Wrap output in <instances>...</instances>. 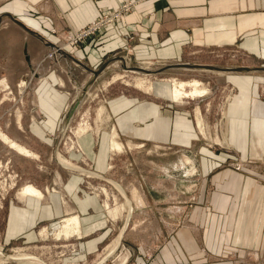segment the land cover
<instances>
[{"label":"rangeland","instance_id":"374dc122","mask_svg":"<svg viewBox=\"0 0 264 264\" xmlns=\"http://www.w3.org/2000/svg\"><path fill=\"white\" fill-rule=\"evenodd\" d=\"M172 1L179 6L189 3V0ZM194 1L198 3V12L204 13L200 6L206 0ZM212 1L218 9L225 7L227 2L232 12L238 10L240 3L247 11L244 4L253 0ZM140 2L142 0H125L113 9H100L97 18L84 28H91L106 14L123 13L122 18L116 20L119 22ZM136 31L131 30L123 36L125 43H129L124 45L125 52L120 50L109 57L107 68L96 78L81 62L64 54L70 47L79 46L89 39H99L102 31H95V34L75 42L71 40L69 31L57 36L59 48H53L42 56L34 67L35 71L29 70L22 81L15 85L0 83V134L7 135L31 152V155L18 153L0 136V251L25 254L31 259L40 258L45 264H97L104 257L107 245L122 232L119 248L102 264H156L152 260L155 258L153 251L170 247L173 237H181L183 241L188 236L197 238V250L191 257L190 248L185 247L187 259L184 257L183 264H264L263 241L231 244L229 249L225 247L218 254L204 250L206 245L202 244L201 238L207 234L206 221L211 223L213 220L216 233L222 232L224 223L222 213L213 211L214 196L210 200L199 194L201 178L198 167V159H205L210 150L220 159H238L229 161L227 166L247 173L264 185V157L241 160L242 156L225 143L229 137L226 106L237 91L234 84L225 79L230 70L222 69L226 72L220 74L218 70L208 69L247 64L262 66V54H251L241 48L245 35L237 43L222 47L206 44L204 34L198 32L197 40H190L189 36L181 38L185 42L181 46L179 63L204 67H194L195 70L189 69L190 66L175 67L158 74H144L134 67L157 69L174 61L157 58L138 60L134 56L133 60L124 61L129 53L135 58L138 56L134 47L141 34ZM51 74L53 82H48ZM139 78L152 83V89L163 85L166 98L155 96L152 89L136 86ZM172 78L187 82L198 79L208 93L173 103L170 95ZM259 88L264 95V84H259ZM127 90L144 92L162 108L180 106L189 115L197 133L191 147L180 149L169 143H126L120 136L124 148L113 152L110 144L113 121L109 115V119L99 116L98 109L103 106L107 110L110 98L126 94ZM82 94L77 110L70 122L67 121V128L64 127L66 113ZM198 109L204 119L206 137L197 125ZM87 135L93 138L89 148L83 142ZM102 151H107L106 165L103 171H99L94 162ZM58 155L79 168L64 167L57 161ZM27 183L42 191L49 189V192L44 191L47 199L37 201L39 212L33 225H26L23 234H11V213L16 209H26L25 202L20 199V190ZM72 183L76 184L75 188L82 189L81 194L96 196L97 212L94 213L95 221L91 220L93 228L90 234L86 235L89 227H85L86 221L81 219V237L73 234L65 238L63 234L58 236L63 220L70 215H80L67 191ZM115 183L125 189L133 202L137 200L131 218H127L126 199ZM207 203L208 206L211 204L208 211L197 210V207L205 208ZM126 221L128 223L123 228ZM94 241L97 242L95 246ZM231 247L237 248L233 250ZM4 264L20 263L9 261Z\"/></svg>","mask_w":264,"mask_h":264},{"label":"crops","instance_id":"0c3cea01","mask_svg":"<svg viewBox=\"0 0 264 264\" xmlns=\"http://www.w3.org/2000/svg\"><path fill=\"white\" fill-rule=\"evenodd\" d=\"M124 1L0 0V83L15 85L22 81L29 70L35 71L34 67L42 56L53 48H59L57 36L83 29L97 18L100 9L110 10ZM183 5H176L172 0H142L121 21L105 27L99 39H89L79 46L70 47L64 56L81 62L87 70L96 71L116 52H125L124 45L129 43H125L123 36L137 30L141 38H138L134 50L138 51L139 58L132 53L127 54V57L132 56V60L134 56L138 60L157 58L175 62L170 64H180L181 46L185 42L181 38L189 36L190 40H197L198 32L204 34L206 44L222 47L237 43L245 35L241 48L251 54L261 53L264 58V0L247 1L244 4L247 11L240 3L238 10L232 12L227 2L223 6L225 9H218L212 0H206L200 6L204 13L198 12V3L194 0ZM165 39L167 41L163 42ZM234 68L250 69L230 70L225 77L237 89L226 106L227 135L229 133L228 141L232 143L229 144L242 156L241 160L264 157V95L259 88V84H264V65L247 64ZM53 79L51 74L48 82H53ZM162 86L156 85L152 92L166 98ZM107 111L113 127L126 143H169L182 149L191 147L196 140L194 124L180 106L162 108L144 92L127 90L126 94L110 98ZM92 139L87 135L83 139L84 145L91 147ZM102 146L107 147L105 143ZM100 153L94 164L97 170L103 171L107 151ZM208 155L205 159H198L199 194L208 199L214 196L213 211L222 213L224 224L222 232L216 233L213 220L211 223L206 221L207 234L201 238L202 244L206 245L204 250L218 254L225 247L229 249L231 244L264 242V185L247 173L227 166L229 161L238 159H220L210 150ZM75 185L70 184L67 191L74 199L80 221L83 219L90 224H84L89 227L85 232L88 235L93 228L91 223L95 221L97 198L81 194L82 189L75 188ZM38 200L28 196L22 200L26 209H16L11 213V234H23L26 225H33L39 212ZM210 207L211 204L208 206L207 203L205 208L197 207V210L208 211ZM259 236L261 239H257ZM171 239L170 247L152 252L155 256L152 260L156 264H183L187 246L191 257L196 253V237H184L183 241L181 237ZM96 244L94 241V246Z\"/></svg>","mask_w":264,"mask_h":264},{"label":"bare ground","instance_id":"6f19581e","mask_svg":"<svg viewBox=\"0 0 264 264\" xmlns=\"http://www.w3.org/2000/svg\"><path fill=\"white\" fill-rule=\"evenodd\" d=\"M130 59H132V56L128 55V58L125 61L129 62ZM186 66H190L189 69H192V70H195L194 67H204V66H200V65L182 63V64H170V65H166L164 67L157 68V69L149 68V66H147L145 68H143V67H139V68L134 67V68L140 70L139 72H142L144 74H158V73H161L162 71H165L169 68L186 67ZM208 67H212V66H208ZM212 68H214V69L208 68V69H210L209 71H214V70L217 71L218 70L217 73H220V74H225V71H223L222 69L239 70L236 68L232 69L233 67H220V68L212 67ZM215 68H217V69H215ZM198 70H200V69H198ZM171 81H172L171 82L172 87L170 89V95H171V100L173 103L183 102L187 98L193 99L196 97H202L208 93L207 89L204 86H202L203 85L202 82L198 79H192L191 81L187 82V81H183V80H178L177 78H172ZM136 86L144 87L145 89H148V90L152 89V83H149L148 81H146L144 79H140V78L137 79ZM187 87H190V88H187ZM84 94H85V92H84ZM82 97H83V94L81 95V97L78 98L79 104L81 102L80 100L82 99ZM229 100L231 101V99H229ZM79 104H78V106H79ZM71 107H70V109H71ZM77 108H76V110H77ZM69 110L67 112V117H66V121H65L66 124L64 127H66V125H68L67 121H69L73 117V114L68 115ZM98 115L103 116L106 119H109V117L107 116L108 112H107V110H105V108L103 106H101L98 109ZM225 117H226V114H225ZM196 119H197V125H198L200 133L204 137H206L207 134H206L205 123H204V119H203L202 114H201L199 109L197 110V113H196ZM65 129H63V130H65ZM0 136L10 147L14 148L15 151H17L18 153H21L24 155L25 154L31 155V152L29 150H27L26 147H24L21 144H18L13 139H10L7 135L0 134ZM110 138H111L110 144L112 147L111 150L113 152L122 151L124 146H123L122 142L119 140V135L116 132L115 127H113V126H112V132H111ZM225 143L227 145H229V143H230L227 138H226ZM57 161L66 168H68V167L79 168V166L74 165L72 163H69L68 161L64 160L59 155L57 156ZM68 169H70V168H68ZM115 187L120 192V194L122 196H124L126 199V203L128 205L127 218L133 217L134 204H136L137 200H135V202H133L134 200L130 199L127 196L125 189L120 184L115 183ZM45 190H46V192H49V189L45 188ZM20 191H21L20 199H22V200H24L28 196H31V197H34L37 199H41V200L47 199L46 193L31 183L25 184L21 188ZM139 201H141V200L139 199ZM105 205L109 209V203L106 202ZM62 223L63 224L61 225L58 236L63 234V235H65V238H68V236H70V235L78 234V237H81V234H82L81 233V221H80L79 215H76V214L70 215L69 217L65 218ZM127 223H128V221L125 222V225L123 226V228L127 225ZM121 237H122V232L109 245H107L106 252L104 253V257L99 262H97V264L104 263L105 259H107L108 257H110L111 255H113L116 252V250L119 248V246L121 244ZM9 261H16V262L19 261L20 264H45L40 258H37V259L32 258L31 259L30 257L26 256L25 254H8V253L6 254V253L0 251V264L7 263Z\"/></svg>","mask_w":264,"mask_h":264},{"label":"built area","instance_id":"2783aa9c","mask_svg":"<svg viewBox=\"0 0 264 264\" xmlns=\"http://www.w3.org/2000/svg\"><path fill=\"white\" fill-rule=\"evenodd\" d=\"M104 17H100L99 21L94 23L91 28H83L79 31H70L68 34L72 37L71 40L75 42L77 39L88 37L95 34V31H102L106 26L120 20L123 16L122 14H106Z\"/></svg>","mask_w":264,"mask_h":264},{"label":"water","instance_id":"95a60500","mask_svg":"<svg viewBox=\"0 0 264 264\" xmlns=\"http://www.w3.org/2000/svg\"><path fill=\"white\" fill-rule=\"evenodd\" d=\"M119 58L122 59V57H119ZM108 64H109V63H105V64H104L102 67H100L98 70L93 71L94 78H96L101 72H103V71L105 70V68H107ZM249 69H250V68H247V69H239V71H240V70H249ZM78 104H79V99H77V100L75 101V103L72 105V107H71V109H70L68 115H69V114H73V113L75 112L76 108L78 107Z\"/></svg>","mask_w":264,"mask_h":264}]
</instances>
